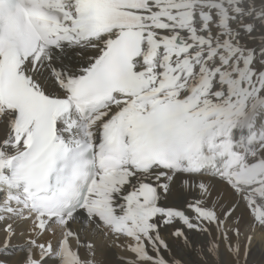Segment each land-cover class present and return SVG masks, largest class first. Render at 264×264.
<instances>
[{
    "label": "snow or ice",
    "instance_id": "1",
    "mask_svg": "<svg viewBox=\"0 0 264 264\" xmlns=\"http://www.w3.org/2000/svg\"><path fill=\"white\" fill-rule=\"evenodd\" d=\"M0 264H264V0H0Z\"/></svg>",
    "mask_w": 264,
    "mask_h": 264
},
{
    "label": "bare ground",
    "instance_id": "2",
    "mask_svg": "<svg viewBox=\"0 0 264 264\" xmlns=\"http://www.w3.org/2000/svg\"><path fill=\"white\" fill-rule=\"evenodd\" d=\"M163 235H165L167 237L168 233L164 232ZM261 242V237L258 235L257 236V247L254 248V255L251 258L252 260H259L260 258V248H259V244ZM98 245H100L101 247L107 245V242H102L101 240L97 241ZM107 257L110 261H115L116 256H125L127 257L129 255V253H127L126 251L122 250L121 248H116V247H112V248H106L105 249Z\"/></svg>",
    "mask_w": 264,
    "mask_h": 264
}]
</instances>
